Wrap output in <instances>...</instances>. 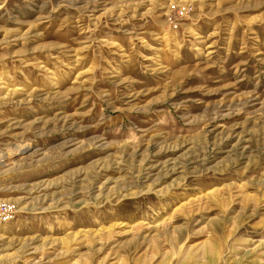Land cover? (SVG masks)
Here are the masks:
<instances>
[{
	"label": "rangeland",
	"instance_id": "rangeland-1",
	"mask_svg": "<svg viewBox=\"0 0 264 264\" xmlns=\"http://www.w3.org/2000/svg\"><path fill=\"white\" fill-rule=\"evenodd\" d=\"M0 264H264V0H0Z\"/></svg>",
	"mask_w": 264,
	"mask_h": 264
},
{
	"label": "built area",
	"instance_id": "built-area-1",
	"mask_svg": "<svg viewBox=\"0 0 264 264\" xmlns=\"http://www.w3.org/2000/svg\"><path fill=\"white\" fill-rule=\"evenodd\" d=\"M14 217L12 206L8 203H0V224L10 223Z\"/></svg>",
	"mask_w": 264,
	"mask_h": 264
}]
</instances>
